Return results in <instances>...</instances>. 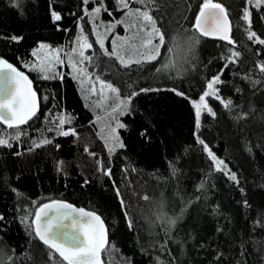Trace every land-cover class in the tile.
<instances>
[{
    "label": "trees",
    "instance_id": "1",
    "mask_svg": "<svg viewBox=\"0 0 264 264\" xmlns=\"http://www.w3.org/2000/svg\"><path fill=\"white\" fill-rule=\"evenodd\" d=\"M214 2L228 10L235 45L193 29L202 0H156L148 10L165 35L161 56L125 68L95 43L85 8L90 11L96 2L0 0V57L32 80L40 103L37 117L21 126L25 134L10 139L11 148L0 147V215L5 218L0 264H53L50 250L21 223V217L52 200L101 216L109 238L104 264H264V224L257 223L264 222V73L256 67L264 63V45L247 39L249 28L264 39V7L255 9L247 0ZM104 4L108 12L101 11L102 20L124 18L115 0ZM130 6L146 5L130 0ZM245 7L252 12L250 26L242 19ZM52 11L61 21H52ZM80 22L93 45L88 54L96 76L117 87L123 99L139 93L122 118L126 127L119 136L125 147L112 153L99 134V112L89 107L71 73L43 80L24 67L32 64L31 53L40 44L62 48L71 42ZM12 36L23 39L12 41ZM233 48L239 60L225 68ZM170 62L176 66L164 69ZM221 70L223 83L216 87L233 106L225 109L208 98L216 115L202 112L197 129L192 102ZM61 113L73 117L65 128H74L76 136L56 134L50 121ZM15 131L0 124V136L10 138ZM197 137L236 174L238 184L215 171ZM45 138L53 142L33 146ZM107 169L111 177L104 174ZM32 218L28 215L29 224ZM169 219L176 220L174 226Z\"/></svg>",
    "mask_w": 264,
    "mask_h": 264
},
{
    "label": "snow or ice",
    "instance_id": "2",
    "mask_svg": "<svg viewBox=\"0 0 264 264\" xmlns=\"http://www.w3.org/2000/svg\"><path fill=\"white\" fill-rule=\"evenodd\" d=\"M90 2H96L97 6L90 11L85 8V15L93 21V32L96 34L95 43L99 45V48L103 51V55L115 58L125 68L131 67L132 64L139 65L144 62H152L161 56V48L166 43L165 35L157 26V20L148 10L149 6L155 5L156 0H139L141 4L146 5L143 9L132 8L130 6V0H115L118 10L123 11L127 17L136 18L138 24L134 22L131 27L137 28V35L143 33L145 38L137 45L135 43L136 36H117L112 41L111 51L105 47L104 39L116 27L117 23H123V21H116L107 26L104 34L99 33L98 29L101 25L96 24L95 20L99 17L102 10L108 12V8L105 6L104 0H82L84 5H88ZM247 3L255 9L264 7V0H247ZM251 17L252 12L249 8L245 7L243 9L242 19L249 26L252 22ZM51 19L56 23L61 21L62 16L58 12L52 11ZM193 29L203 37L217 38L222 41H227L231 45H235L236 43L231 37L232 22L229 19L228 10L223 4L214 2V0H202V3L199 5V11L195 16ZM10 39L19 42L23 37L12 36ZM247 39L254 43L264 45V39L257 36L250 28L248 29ZM117 40L123 42L118 45ZM195 42L198 43L199 41L196 40ZM76 43L78 47H73L70 52L64 53V56L68 59L69 67L79 74L81 84L83 85L84 81L87 80L91 85L88 91L92 95L99 94L101 100L104 102L109 99L108 93L113 94L119 100V103L113 106L111 113H109L112 119L116 120L115 127L108 126L110 129L109 139L112 143L109 145L106 142V147L112 153L116 148L125 147L123 142L120 141L117 129L125 128L126 126L114 114L119 113V115H124L132 98L139 93L132 92L126 100L119 99L120 90L111 82L101 80L99 77L93 80L92 76L87 72V69L81 67L85 61L91 62L92 56L85 55V52L93 47L92 43H89L87 37L83 35L82 28L81 34L76 37ZM167 51L172 52L173 49L168 48ZM62 52V48H50L48 45L42 43L39 45V49L33 50L31 53L36 58V62L31 65L25 64L24 67L40 73V79L49 80L59 78L62 80L63 74L56 71L57 66L64 63L61 55ZM129 52L132 54L129 55ZM229 53L225 57L227 61L224 65L225 68L228 67V64H235L240 57V52L234 50V48L230 49ZM74 56H78L79 60L74 59ZM175 66V64L170 62L169 64L163 65V68L167 69ZM256 67L260 73H264V63H259ZM160 70L157 69V71ZM222 74L223 70L208 80L206 89L200 95L199 100L192 102L193 108L195 109L197 129L200 127L202 112L206 111L211 116L216 115L209 106L208 98L219 101L225 109H230L233 106V101L221 97L219 95V88L216 87L223 83L221 80ZM73 78L76 79L77 77L74 76ZM256 83H259V81H256ZM97 84H99V91L96 87ZM148 91H154V89H140V92ZM237 91L240 90L237 89ZM176 94L184 95L181 92H176ZM43 99L47 100L48 97L45 96ZM39 109V98L33 88L32 80L24 72L19 71L13 66V64L0 57V124L6 125L8 129L16 130L10 138L0 136V147L11 148L12 144L10 143V139L19 140L20 136L25 134L21 130V126L28 124L30 120L37 117ZM246 115L247 113L244 114V116ZM45 119L47 120L48 117L46 116ZM72 119L73 117L70 115L61 113L52 119L50 123L55 125L57 135L65 137L70 135L76 136L77 133L74 128H65V125L72 123ZM48 131H53V129L50 128ZM197 140L203 146V150L207 153L209 159L213 162L215 171L223 172L231 181L238 184L239 181L236 174L227 168L225 162L219 159L203 140H200L198 137ZM52 142V140L45 138L41 139L38 143L34 141L33 146L39 148ZM104 174L111 177V169L105 170ZM173 174H175V169H173ZM203 187L204 185L201 183L199 189ZM241 192H243L242 188ZM117 195H120L119 189H117ZM143 199L147 200L148 197L144 196ZM123 203L124 201L121 200V204ZM243 203L245 207H250L247 200ZM35 204L36 202L34 201L33 205L35 206ZM212 211L215 212V209H212ZM28 215L33 217L30 224L28 223ZM4 219V216L0 215V221ZM21 223L26 224L30 231L34 233L35 237L50 250L49 259L53 261V264H104L101 253L107 251L109 246L107 229L101 217L94 211L77 208L65 201L52 200L49 203L40 204L35 208L34 213H29L21 217ZM167 223L169 226H174L176 220L169 219ZM257 223L264 224L262 221H257ZM132 226V222L128 221V227L131 229ZM217 231H220V229H217ZM57 256L59 258L58 260ZM9 259L11 258L9 257Z\"/></svg>",
    "mask_w": 264,
    "mask_h": 264
},
{
    "label": "rangeland",
    "instance_id": "3",
    "mask_svg": "<svg viewBox=\"0 0 264 264\" xmlns=\"http://www.w3.org/2000/svg\"><path fill=\"white\" fill-rule=\"evenodd\" d=\"M89 20H90V18H89ZM117 21H123V23H117L116 27L114 29H112V31L110 33H108L106 35L105 39H104L105 47L109 51L112 50V41L117 36H119V37L136 36L135 43L137 45H139L140 41L145 38L143 33H139L137 35V28L131 27V25L134 22H136L138 24V21H136L135 17H127L125 15V13H124V18H122L120 20H117ZM95 23L98 24V25H101L99 27V29H98V32L101 33V34H104L105 33V29L107 28V26L112 24L113 22L112 23L111 22L110 23L106 22V21L102 20L100 18V15H99V17L95 20ZM90 24L92 26L91 33L96 38V34L93 32V21L92 20H90ZM119 27H120V30H122L121 33H120V31H118ZM81 28L83 29V35L87 37L88 42H89V38H88L89 35L85 32V28H84V25L82 24V22H80L79 25H78V28L76 30V33H75V36H74L73 40L62 47L63 52L61 53V55H62V57L64 59V63L62 65H58L57 68H56V71L59 72V73L69 72V73H71L72 76H76L77 77L76 81H77V83L79 85V88H80V91H81V93H82V95L84 97V100L88 103L89 107L91 109H93V111L99 112L97 114H100L99 117H98L99 119H97L98 120L97 122H98V124L100 126V133H99L100 137L104 141L105 145H106V142L109 145H111L112 141L109 139L110 129H109L108 126L110 125L111 127H115L116 120L112 119V116L109 115V113H111L112 107L119 103V100L111 93H108L109 99L106 102L101 100V96L99 94L92 95L88 91V89L91 86L89 84V82L87 80H85L83 85L81 84L79 74L77 72H74L73 69L71 67H69L68 59H67L66 56H64V53L70 52L73 47H78V45L76 43V37L81 34ZM122 42L123 41H121V40H117V44L118 45L121 44ZM50 48H52V47H50ZM37 49H39V47ZM90 50H92V49H88L85 52V55L92 56V55L88 54V52ZM131 54L132 53L129 52V55H131ZM180 56H181V54L178 55V57H180ZM133 58H136V57H133ZM74 59L79 60V57L78 56H74ZM35 62H36V58L34 57V60H33L32 63H35ZM81 67H85L87 69V72L92 76V79L95 80V78L97 76H96V74L94 73V71L92 69L93 68V56H92L91 62L85 61V63L83 65H81ZM96 87H97V90L99 91V84H97ZM119 99H123V98L119 95ZM123 100H126V99H123ZM130 104H129V106H130ZM127 112H128V108L126 109V113ZM114 115H116V117L119 119V121L122 122V118H123L124 115H119V113H115ZM119 131H120V129H117L118 135H119ZM119 138H120V136H119ZM107 150H108V147H107Z\"/></svg>",
    "mask_w": 264,
    "mask_h": 264
},
{
    "label": "water",
    "instance_id": "4",
    "mask_svg": "<svg viewBox=\"0 0 264 264\" xmlns=\"http://www.w3.org/2000/svg\"><path fill=\"white\" fill-rule=\"evenodd\" d=\"M230 19V18H229ZM231 35H232V29H231ZM207 38H211V39H217V38H212V37H207ZM47 203H49V202H47ZM75 207H77V206H75ZM77 208H82V207H77ZM85 209V208H84ZM85 210H87V209H85ZM89 211V210H88ZM100 216V215H99ZM101 217V216H100ZM102 219V218H101ZM103 220V219H102ZM103 222H104V220H103ZM104 225H105V228L107 229V226H106V224H105V222H104ZM107 238H108V230H107ZM108 241H109V238H108ZM101 258H102V260L104 261V252H102L101 253Z\"/></svg>",
    "mask_w": 264,
    "mask_h": 264
}]
</instances>
